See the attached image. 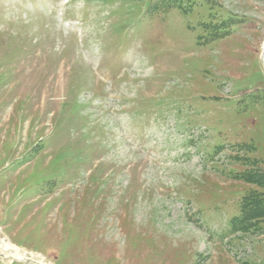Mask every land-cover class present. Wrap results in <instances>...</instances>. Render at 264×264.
I'll list each match as a JSON object with an SVG mask.
<instances>
[{
  "label": "rangeland",
  "instance_id": "374dc122",
  "mask_svg": "<svg viewBox=\"0 0 264 264\" xmlns=\"http://www.w3.org/2000/svg\"><path fill=\"white\" fill-rule=\"evenodd\" d=\"M263 43L264 0H0V264H264Z\"/></svg>",
  "mask_w": 264,
  "mask_h": 264
},
{
  "label": "trees",
  "instance_id": "16d2710c",
  "mask_svg": "<svg viewBox=\"0 0 264 264\" xmlns=\"http://www.w3.org/2000/svg\"><path fill=\"white\" fill-rule=\"evenodd\" d=\"M242 175V174H241ZM254 179H258L257 177L253 178L249 176V174L245 175V178H242L243 181L246 183H251L254 181ZM262 182L263 178L260 179ZM257 184V183H256ZM259 187H261V184H258ZM264 190V189H263ZM261 197L257 195L256 192H253L250 190L247 194L246 197L243 198L241 202V225H242V230L243 229H248V223L251 222L254 218H261L264 216V206L262 205V202L258 200L256 202V199ZM263 202L264 200L261 199Z\"/></svg>",
  "mask_w": 264,
  "mask_h": 264
},
{
  "label": "bare ground",
  "instance_id": "6f19581e",
  "mask_svg": "<svg viewBox=\"0 0 264 264\" xmlns=\"http://www.w3.org/2000/svg\"><path fill=\"white\" fill-rule=\"evenodd\" d=\"M263 66H264V43L262 44V57H261ZM0 250L4 253V256L10 260L23 261L26 257L19 251L17 247L8 243L6 240L0 238ZM39 264H44L40 263Z\"/></svg>",
  "mask_w": 264,
  "mask_h": 264
}]
</instances>
